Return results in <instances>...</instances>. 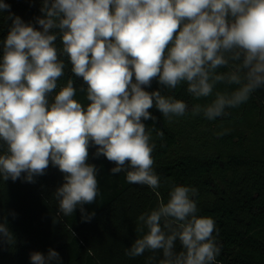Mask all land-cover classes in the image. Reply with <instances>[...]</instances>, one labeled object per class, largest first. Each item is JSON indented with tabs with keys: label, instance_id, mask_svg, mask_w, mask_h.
<instances>
[{
	"label": "clouds",
	"instance_id": "clouds-1",
	"mask_svg": "<svg viewBox=\"0 0 264 264\" xmlns=\"http://www.w3.org/2000/svg\"><path fill=\"white\" fill-rule=\"evenodd\" d=\"M0 11L12 21L0 59V182L34 184L51 163L64 174L52 194L56 217L79 209L90 222L95 212L85 205L100 194L99 169L88 163L91 142L94 158L114 162L113 175L124 172L128 183L159 198L138 217L143 235L126 249L128 257L150 252L147 264H157V253L158 264H217L213 219L198 216L197 189L155 172L154 128L142 118L155 124L148 111L155 106L169 123L189 114L214 121L264 88V0H41L42 15L28 23L7 3ZM58 54L83 83L77 89L69 78L53 95L66 67ZM154 80L159 88L147 91ZM183 85L194 100L211 101L189 108L165 94ZM77 91L86 94V107L74 99ZM162 183L170 185L166 202ZM8 216L17 213L0 215V244L12 247ZM29 257L31 264H62L52 248Z\"/></svg>",
	"mask_w": 264,
	"mask_h": 264
},
{
	"label": "trees",
	"instance_id": "trees-1",
	"mask_svg": "<svg viewBox=\"0 0 264 264\" xmlns=\"http://www.w3.org/2000/svg\"><path fill=\"white\" fill-rule=\"evenodd\" d=\"M0 2L9 4L10 11L25 23L42 15L41 0ZM11 23L8 11H0V59ZM55 45L59 49L61 41L58 39ZM58 59L66 67L53 95L66 86L69 78L79 89L83 81L72 73L69 58L58 54ZM158 88L154 80L146 90ZM218 90L223 91L224 86L219 85ZM165 94L183 100L189 108L212 99L194 100L186 92V85L165 90ZM74 99L82 107L89 103L86 94L79 91ZM148 111L158 118L155 124L142 118L147 128H154L150 141L155 143L153 168L162 181L171 179L177 185L197 189L198 216L213 219V235L218 230L221 251L217 264H264V88L257 89L246 104L229 109V115L214 121L189 114L169 123L155 106ZM224 130L226 134L217 135ZM95 150L90 142L88 163L99 169L100 193L95 203L85 205L87 212H95L90 222H82L79 209L72 216L56 217L57 202L52 194L63 183L64 174L51 163L34 184L20 180L0 182V215L17 213L15 219L8 216L17 242L12 247L0 244V264H31L32 251L47 254L49 248L60 254L62 264H147L152 253L134 258L125 253L143 235L136 231L138 217L155 209L159 198L147 186L128 183L126 173L113 175L110 169L114 162L103 156L94 158ZM169 188L162 183L158 189L165 202ZM180 249L177 241L176 250ZM156 257L158 264L162 254Z\"/></svg>",
	"mask_w": 264,
	"mask_h": 264
},
{
	"label": "rangeland",
	"instance_id": "rangeland-1",
	"mask_svg": "<svg viewBox=\"0 0 264 264\" xmlns=\"http://www.w3.org/2000/svg\"><path fill=\"white\" fill-rule=\"evenodd\" d=\"M251 141V139H249ZM251 144V143H250Z\"/></svg>",
	"mask_w": 264,
	"mask_h": 264
}]
</instances>
